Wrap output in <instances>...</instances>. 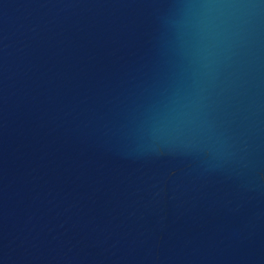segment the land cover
I'll use <instances>...</instances> for the list:
<instances>
[{"label":"water","instance_id":"water-1","mask_svg":"<svg viewBox=\"0 0 264 264\" xmlns=\"http://www.w3.org/2000/svg\"><path fill=\"white\" fill-rule=\"evenodd\" d=\"M0 264H264V0H0Z\"/></svg>","mask_w":264,"mask_h":264}]
</instances>
